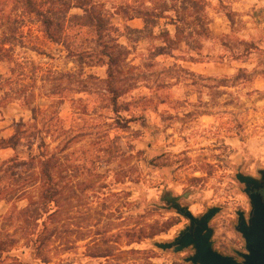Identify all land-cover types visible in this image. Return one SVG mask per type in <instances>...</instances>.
<instances>
[{
    "label": "rangeland",
    "instance_id": "obj_1",
    "mask_svg": "<svg viewBox=\"0 0 264 264\" xmlns=\"http://www.w3.org/2000/svg\"><path fill=\"white\" fill-rule=\"evenodd\" d=\"M91 1L107 24L102 37L79 22L64 31L74 51L93 57L81 67L45 39L34 17L0 0L25 45L0 63V76L35 84L29 108L20 99L0 113V139L22 134L16 148L0 149V245L8 250L0 264H191L192 247H156L190 225L175 205L197 219L218 208L212 249L241 262L236 220L251 205L236 175L260 184L264 174V0H205L215 39L190 46L175 42L166 19L141 33V19L120 14L163 0ZM106 52L120 60L119 114L101 83L106 66L96 64ZM81 68L96 80L76 94L79 77L64 75ZM42 142L59 159L54 204L41 198L37 167L7 164L27 161Z\"/></svg>",
    "mask_w": 264,
    "mask_h": 264
},
{
    "label": "trees",
    "instance_id": "obj_2",
    "mask_svg": "<svg viewBox=\"0 0 264 264\" xmlns=\"http://www.w3.org/2000/svg\"><path fill=\"white\" fill-rule=\"evenodd\" d=\"M17 7L23 11L26 16L34 17L36 22L40 24L41 33L45 39L55 45L62 46L68 53L67 57L72 58L78 66L86 64L85 59L89 58V62L93 59L91 53L87 51H74V49L67 43L64 31L69 28V25L73 22H79L80 26L91 27L95 30L96 35L101 38L102 32L104 33L107 26L104 16L98 10V5L94 4L91 0H12ZM207 3L205 0H163L161 5L155 9H146L135 11V14L128 15L121 11V15L127 20H133L135 18L141 19L143 22V31L146 32L149 28H152L156 24V20L161 19L168 20V24L175 27V42L185 43L187 46L192 44V40L207 39L212 40L215 37L212 35L209 29V18L206 13ZM72 9H79L82 11V15H72L69 13ZM158 9V12L156 11ZM19 18V17H18ZM13 14L8 16L5 10L0 11V63L11 61L13 48L19 44L24 48L23 33H19L18 28H12ZM3 20H7V23H3ZM17 24H21V21H17ZM6 24L7 27H5ZM22 26V25H21ZM168 39L169 35L167 31L162 33ZM166 39V40H167ZM119 47V46H118ZM31 50L37 53L34 47ZM105 61L98 60L96 64L106 66V78L101 81L103 84V90L105 91V97L108 101V106L114 114H119L121 105H119V98L125 93L122 90V86L119 85L118 76L119 71L117 66L119 65V56L111 52L105 53ZM90 66H94L90 63ZM64 76L79 77L76 81L77 93H84L86 91V83L88 80H96L92 76H85L83 69L78 73H67ZM78 79V78H77ZM35 84H20L10 79H4L0 76V113L1 109L7 105L22 100L21 105L24 107H30L29 98L33 95V88ZM8 87L7 89H5ZM57 91V90H56ZM55 90L51 95H55ZM60 94V93H58ZM34 117L37 116V110L31 109ZM20 130L10 139H0V149L16 148L22 139ZM58 157L56 152H49L47 145L42 142L38 146V153L31 156L27 161L19 159L18 156L11 159L7 164L10 167H26L35 166L39 169L40 180L42 181L41 198L46 203L54 204L58 191L55 183V169L58 164ZM1 172V171H0ZM3 172V171H2ZM6 173V171L4 172ZM5 191H0V196L5 194ZM2 198V197H1ZM0 245V259L5 252Z\"/></svg>",
    "mask_w": 264,
    "mask_h": 264
},
{
    "label": "water",
    "instance_id": "obj_3",
    "mask_svg": "<svg viewBox=\"0 0 264 264\" xmlns=\"http://www.w3.org/2000/svg\"><path fill=\"white\" fill-rule=\"evenodd\" d=\"M239 183L245 186L244 193L250 200L252 207L251 218L246 223L242 214H239V225L237 231L241 234L245 243V253L242 254V261L237 262L231 257L223 256L212 249V231L209 228L210 220L219 212L218 208L209 209L199 219L183 208H174L189 220V227L172 243L156 244V247L167 250L173 249L180 252L188 247L194 249V254L186 259L191 264H264V204L258 194H249L251 190H258L260 184L249 176L236 175ZM187 231H193L188 233Z\"/></svg>",
    "mask_w": 264,
    "mask_h": 264
},
{
    "label": "flooded vegetation",
    "instance_id": "obj_4",
    "mask_svg": "<svg viewBox=\"0 0 264 264\" xmlns=\"http://www.w3.org/2000/svg\"><path fill=\"white\" fill-rule=\"evenodd\" d=\"M252 188H250V190H249V194H258V195H260V197H261V200H262V202H263V204H264V174H263V176L260 178V188L256 191V190H251ZM242 214V216H243V219H244V221L246 222V223H248V221L250 220V218H251V214H252V207H250V211L247 213V215L245 214V213H241ZM236 223H237V227H238V225H239V217H237V220H236ZM188 233H192L193 231H187ZM237 256L240 258V257H242V256H239L238 254H237Z\"/></svg>",
    "mask_w": 264,
    "mask_h": 264
}]
</instances>
